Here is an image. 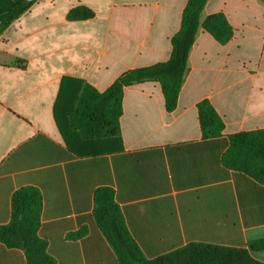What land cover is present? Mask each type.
I'll list each match as a JSON object with an SVG mask.
<instances>
[{
	"label": "crops",
	"instance_id": "obj_1",
	"mask_svg": "<svg viewBox=\"0 0 264 264\" xmlns=\"http://www.w3.org/2000/svg\"><path fill=\"white\" fill-rule=\"evenodd\" d=\"M13 3L0 0V17ZM187 3L36 0L0 35V226L10 222L13 194L37 188L40 236L57 264H119L94 218L100 187L114 190L148 259L191 243L246 248L264 239V186L221 161L229 136L264 129V0H209L202 22L222 12L234 38L221 45L200 29L173 112L159 82L127 87L111 152L76 156L54 118L64 79L104 92L128 70L168 61ZM80 6L94 17L69 20ZM245 28L261 36L252 56L239 39ZM205 99L224 122L221 137H203L197 105ZM82 228L83 238H68ZM251 255L264 263V252ZM0 264L28 263L22 250L0 243Z\"/></svg>",
	"mask_w": 264,
	"mask_h": 264
},
{
	"label": "trees",
	"instance_id": "obj_2",
	"mask_svg": "<svg viewBox=\"0 0 264 264\" xmlns=\"http://www.w3.org/2000/svg\"><path fill=\"white\" fill-rule=\"evenodd\" d=\"M13 0V7L0 17V35L9 24L24 14L35 2ZM209 0H188L180 30L172 37V52L166 62L131 69L123 73L104 92L78 80H63L54 108V118L62 138L76 156L90 157L111 152L107 142L121 141L119 120L123 114V97L127 87L143 82H159L165 108L173 112L178 106L191 50L202 28L219 44L227 45L235 30L222 12L208 16L202 13ZM94 12L80 6L70 11L69 20H88ZM67 82L72 83L71 86ZM200 127L205 139L223 135L224 122L209 100L197 105ZM111 145V144H109ZM229 170L243 173L264 186V129L229 136V147L222 155ZM10 222L0 226V243L22 250L28 264H57L48 252V242L40 236L43 198L32 186L18 189L11 199ZM94 218L117 256L119 264H264L251 252H264V239L252 240L246 248H233L206 243H191L155 259L146 258L131 236L115 192L100 187L94 193ZM87 228L71 233V240L81 239Z\"/></svg>",
	"mask_w": 264,
	"mask_h": 264
},
{
	"label": "rangeland",
	"instance_id": "obj_3",
	"mask_svg": "<svg viewBox=\"0 0 264 264\" xmlns=\"http://www.w3.org/2000/svg\"><path fill=\"white\" fill-rule=\"evenodd\" d=\"M240 34L239 39L243 43L245 52L251 55L257 54L262 50L261 36L254 29L245 28Z\"/></svg>",
	"mask_w": 264,
	"mask_h": 264
},
{
	"label": "water",
	"instance_id": "obj_4",
	"mask_svg": "<svg viewBox=\"0 0 264 264\" xmlns=\"http://www.w3.org/2000/svg\"><path fill=\"white\" fill-rule=\"evenodd\" d=\"M28 2H32V1H34V0H27Z\"/></svg>",
	"mask_w": 264,
	"mask_h": 264
}]
</instances>
